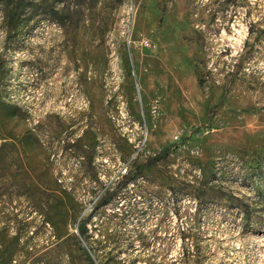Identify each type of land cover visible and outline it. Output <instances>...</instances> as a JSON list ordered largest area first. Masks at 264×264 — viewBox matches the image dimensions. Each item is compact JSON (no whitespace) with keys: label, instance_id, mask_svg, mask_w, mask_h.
I'll list each match as a JSON object with an SVG mask.
<instances>
[{"label":"rangeland","instance_id":"rangeland-1","mask_svg":"<svg viewBox=\"0 0 264 264\" xmlns=\"http://www.w3.org/2000/svg\"><path fill=\"white\" fill-rule=\"evenodd\" d=\"M0 264H264V0H0Z\"/></svg>","mask_w":264,"mask_h":264},{"label":"built area","instance_id":"built-area-1","mask_svg":"<svg viewBox=\"0 0 264 264\" xmlns=\"http://www.w3.org/2000/svg\"><path fill=\"white\" fill-rule=\"evenodd\" d=\"M134 23H135V15L132 18H128L126 20V22L124 23L126 25V31L123 33V35L125 36L126 45L128 48H130L132 43H133V41H132V30L134 27ZM145 46L150 47L151 45L148 42H145ZM111 57H112V61L110 64V69L108 71L107 77L113 83V81L117 75H118V80L120 79L119 78L120 70L118 67V62H119L118 54L116 52H113Z\"/></svg>","mask_w":264,"mask_h":264}]
</instances>
